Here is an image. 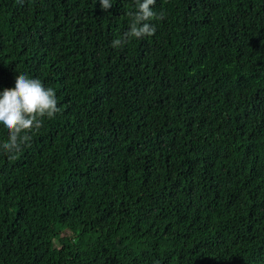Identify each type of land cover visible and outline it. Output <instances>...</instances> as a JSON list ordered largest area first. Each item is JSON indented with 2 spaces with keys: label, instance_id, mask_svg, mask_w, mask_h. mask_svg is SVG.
I'll list each match as a JSON object with an SVG mask.
<instances>
[{
  "label": "trees",
  "instance_id": "obj_1",
  "mask_svg": "<svg viewBox=\"0 0 264 264\" xmlns=\"http://www.w3.org/2000/svg\"><path fill=\"white\" fill-rule=\"evenodd\" d=\"M0 0V92H56L0 148V264H264V0ZM8 132L0 126V144Z\"/></svg>",
  "mask_w": 264,
  "mask_h": 264
},
{
  "label": "clouds",
  "instance_id": "obj_2",
  "mask_svg": "<svg viewBox=\"0 0 264 264\" xmlns=\"http://www.w3.org/2000/svg\"><path fill=\"white\" fill-rule=\"evenodd\" d=\"M157 0H134L135 10L127 12L129 17L128 30L111 42L112 48H120L131 39L152 37L156 26L152 21H161L166 13L153 11ZM102 9L112 7L111 0H100ZM59 112L56 92L51 87H45L38 78H30L19 74L15 78L13 88L0 92V126L8 132V139L0 144L10 159H15L22 146L27 145L31 133L43 126L45 118L52 119Z\"/></svg>",
  "mask_w": 264,
  "mask_h": 264
}]
</instances>
